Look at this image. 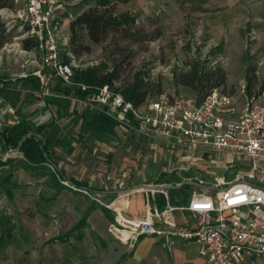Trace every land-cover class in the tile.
<instances>
[{
    "label": "rangeland",
    "instance_id": "rangeland-1",
    "mask_svg": "<svg viewBox=\"0 0 264 264\" xmlns=\"http://www.w3.org/2000/svg\"><path fill=\"white\" fill-rule=\"evenodd\" d=\"M51 2L61 25L57 34L60 62L69 58L72 68L104 65L109 71L118 70L119 81L131 82L138 77L153 89L148 102L160 95L200 102L211 83L202 79L190 89L180 84L181 76L190 67L200 72L220 70L224 83L216 90L232 98L234 117L239 116L245 103L264 98V0H112L116 17L127 14L132 18L131 29L126 33L111 31L97 45H89L82 37L76 44L88 45L89 50L78 55L70 50V35L67 45L63 38L69 34L70 22L86 10L84 5L93 7L97 0ZM22 8L15 0H6V6L0 8V109H9L4 116L6 124L14 121L10 112L14 114L20 95L41 100L59 85L51 69L41 71L50 80L47 87L37 89L23 77L39 79L34 74L41 70L42 56L37 46L22 48L21 41H35L26 35L27 27L19 19ZM60 87L72 88L69 84ZM7 91L10 96L4 94ZM30 100L22 104L21 115L30 117ZM4 127L10 126L0 128ZM212 157L204 159L210 161ZM6 159H12L13 164L0 167V176L11 170L16 187L11 198L0 195V214L10 217L13 225L0 249V264H194L175 254L171 258L164 249L160 252L162 244L158 242L147 248L140 240H119L110 232L115 216V209L107 208L111 204L98 193L86 194L84 189L64 181H60L63 188H55L50 182V165L38 175L15 166L24 160L21 153L5 156L0 150V162ZM235 172L218 174L229 181ZM201 179L212 181L208 176ZM169 183L165 186H176ZM173 190H169L171 203L186 205L190 188L177 193ZM132 200L137 207L142 206L141 195L136 194ZM155 203L160 211L165 205L159 196ZM83 217L85 225L74 229Z\"/></svg>",
    "mask_w": 264,
    "mask_h": 264
},
{
    "label": "built area",
    "instance_id": "built-area-1",
    "mask_svg": "<svg viewBox=\"0 0 264 264\" xmlns=\"http://www.w3.org/2000/svg\"><path fill=\"white\" fill-rule=\"evenodd\" d=\"M15 1L23 6L18 16L27 27L26 35L35 40L42 56L41 70L34 74L41 88L50 82L41 71L51 69L62 84L85 90V86L72 83V66L60 62L57 34L61 25L51 0ZM68 40L69 34H65L64 45ZM84 104L117 113L120 121L134 122L145 135L156 134L174 142L187 158L199 155L201 159L208 153L223 155L229 158L223 164L225 170H231L242 159L248 162L247 170L237 172L229 181L213 174L209 183L197 177L186 178L184 183L196 182L199 186H191L189 200L183 206L171 203L169 190H160L165 185L138 187L136 190L144 193L149 202L145 215L133 219L115 209L114 223L110 225L115 237L123 242L150 237L168 249L193 245L204 264H264V98L245 103L237 117L232 98L217 90L200 102L170 100L160 95L136 108L120 93L103 86L90 93ZM8 112L9 109H0V127L17 122L5 123ZM41 123L39 119L37 124ZM157 196L165 202L161 211L155 203ZM176 211L183 213L186 220L177 222L173 217Z\"/></svg>",
    "mask_w": 264,
    "mask_h": 264
},
{
    "label": "crops",
    "instance_id": "crops-1",
    "mask_svg": "<svg viewBox=\"0 0 264 264\" xmlns=\"http://www.w3.org/2000/svg\"><path fill=\"white\" fill-rule=\"evenodd\" d=\"M88 7L90 6L84 5L85 9ZM29 88L34 91L33 87ZM59 91L60 87L56 85L43 99L33 101L20 95L15 115L12 114L13 122L19 119L37 122L41 119L42 134L48 142L49 156L64 176L86 184L102 195L112 209L122 210L123 215L128 218H143L149 204L146 195L135 188L149 184L165 185L169 183L167 179L171 180L169 184L179 186L184 184L186 178H205L211 177V174L222 176L218 171H230L223 167L229 161L226 156L208 153L201 159H198L199 155L187 158L182 150L174 146V142L156 134L145 135L138 131L134 122L126 124L120 121L117 113L84 104L86 98L80 99ZM4 94L10 96L9 91ZM28 100L30 117L20 113L24 110L22 104L25 101L27 104ZM211 154L213 157L210 161L204 159H209ZM247 165V160L242 159L235 162L231 170L235 169V174L244 172ZM136 194L141 195L140 207L132 200ZM173 217L177 222L186 220L185 215L178 211L173 213ZM138 240L147 248L152 247L155 242L161 244L150 237H140ZM162 247L159 246V251L164 249L171 254V258L175 254L194 264L199 261L204 264L193 245H178L170 249ZM181 248L186 251H180ZM144 254L143 252L141 256Z\"/></svg>",
    "mask_w": 264,
    "mask_h": 264
},
{
    "label": "trees",
    "instance_id": "trees-1",
    "mask_svg": "<svg viewBox=\"0 0 264 264\" xmlns=\"http://www.w3.org/2000/svg\"><path fill=\"white\" fill-rule=\"evenodd\" d=\"M6 6V0H0V8ZM114 8L112 3L108 0H97L95 6L88 7L85 11L81 12L69 24L70 35V50L74 55H78L89 50V46L85 44H76L82 37L87 40L89 45H97L103 42L107 34L111 31L128 32L131 29L130 22L132 18L127 14H122L119 17L114 15ZM2 44V43H0ZM22 48L30 50L37 46L36 42L32 40L21 41ZM65 63L69 64V58L65 59ZM119 72L117 69L109 71L106 66H91L87 68H72V83L75 85L85 86V90L77 87L69 89L61 88L62 81L59 80V92L72 94L73 96L84 99L90 93L96 91L103 86H108L114 92L120 93L123 98L130 102L134 107H140L148 102L150 94H154L153 89L138 77H135L131 82L119 81ZM35 88H40V82L37 78H26ZM204 79L211 84L208 86L209 92L216 90L217 87L222 86L224 83V74L220 70L213 72H200L196 67H190L189 72L181 76L180 84L190 89H194V84L201 82ZM118 83V86H114ZM156 94V93H155ZM158 94V93H157ZM205 95V96H206ZM43 126L38 125L37 122L26 121L19 119L14 125L10 127L0 128V150L2 153H9L18 147L19 143L24 137H29L23 141L19 147L18 153L23 155L24 160L16 162L15 166L20 167L28 172L41 174L45 167L50 165L52 172L50 173L51 185L57 189L64 186L60 181L67 182L69 185L78 189H84L91 193H97L95 190L90 189L86 184L67 179L58 166L51 160L48 151V142L42 134ZM13 164L12 159H6L0 162V167ZM16 187L13 180L11 170L0 176V195H5L9 198L12 197V190ZM191 188L189 185L183 184L179 189H174L173 192L177 193L184 188ZM170 195V192H169ZM161 197L162 201L163 197ZM157 200V197H156ZM164 208V207H163ZM163 210V209H162ZM10 217L0 214V249L6 244V240L10 237L13 225L10 224ZM86 223V218L83 217L74 229H81Z\"/></svg>",
    "mask_w": 264,
    "mask_h": 264
},
{
    "label": "water",
    "instance_id": "water-1",
    "mask_svg": "<svg viewBox=\"0 0 264 264\" xmlns=\"http://www.w3.org/2000/svg\"><path fill=\"white\" fill-rule=\"evenodd\" d=\"M28 137H29V135H27L26 137H24V138L22 139V141L19 143V145H18V147L16 148V150L12 151L11 153H18V150H19V147H20L21 143H22L23 141H25ZM184 184L189 185V186H193V187H198V186H199L196 182H186V183H184ZM182 185H183V184H180L179 186H175V187H172V186H163V187L160 188V190H171V189H173V188H174V189H178V188H180ZM141 187H145V186H141ZM135 189H138V188H135Z\"/></svg>",
    "mask_w": 264,
    "mask_h": 264
},
{
    "label": "bare ground",
    "instance_id": "bare-ground-1",
    "mask_svg": "<svg viewBox=\"0 0 264 264\" xmlns=\"http://www.w3.org/2000/svg\"><path fill=\"white\" fill-rule=\"evenodd\" d=\"M125 235V237H126V234H124Z\"/></svg>",
    "mask_w": 264,
    "mask_h": 264
}]
</instances>
